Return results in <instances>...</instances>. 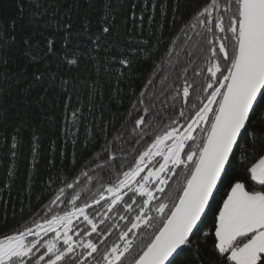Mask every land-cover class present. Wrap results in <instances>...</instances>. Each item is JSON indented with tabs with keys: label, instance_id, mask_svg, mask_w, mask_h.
Returning <instances> with one entry per match:
<instances>
[{
	"label": "snow or ice",
	"instance_id": "snow-or-ice-1",
	"mask_svg": "<svg viewBox=\"0 0 264 264\" xmlns=\"http://www.w3.org/2000/svg\"><path fill=\"white\" fill-rule=\"evenodd\" d=\"M26 5L38 28L0 20V136L15 161L29 131V191L42 138L10 108L63 101L74 150L0 227V264H264V0H17L21 20ZM57 139L50 168L69 159ZM18 178L13 162L0 193Z\"/></svg>",
	"mask_w": 264,
	"mask_h": 264
},
{
	"label": "trees",
	"instance_id": "trees-1",
	"mask_svg": "<svg viewBox=\"0 0 264 264\" xmlns=\"http://www.w3.org/2000/svg\"><path fill=\"white\" fill-rule=\"evenodd\" d=\"M17 0H0V20L5 22L16 19V32L17 36L24 35L28 32L39 27L36 23H29V15L28 12L30 9L27 8L25 10L24 19H19L15 5ZM185 14H187L185 12ZM98 19V14L97 17ZM161 51L163 49L161 48ZM142 87V78L133 77L131 84L124 85V92L121 93L123 96V102L118 103L114 102L111 98H106L103 100V105L105 106L104 110V122H113L118 124L119 117H122L124 114V110L128 107L129 97L127 93L132 90H138ZM115 95V94H113ZM75 103V102H73ZM87 102L85 101V104ZM101 102L98 100L96 102V108L94 109L95 113H99ZM62 108L63 101L57 100L55 105L49 107L47 103L43 105V110L40 107H36L35 105L24 109H20V115H16V109H9V117H8V125L13 126L16 123L21 121V118L27 119L32 127L38 130L41 138H42V148L41 154L38 157V172L33 176V183L31 187V191L26 188V184L28 183V173L31 168V149L29 144V131L25 130L23 133L24 136V144L18 152V155L13 161V158L10 154V142L5 140L3 136H0V187L4 185L5 180L7 179V171L10 167H12L13 162L15 163L19 178L15 180L11 191H5L4 193H0V227H3L4 223L7 221L11 223L13 219H20L22 216H25L29 210L39 203L40 199L44 198L46 195L44 181L47 180L48 176H57L62 169L63 165H69L71 163V155L73 152V144L71 138H67L63 140L57 139L60 136L61 130L64 126L63 116H62ZM86 115H88L86 113ZM93 116H88V119L84 122V125H81L77 135L79 139L77 140V146L75 150L79 152L83 145L82 141L85 139V126L89 129L92 128ZM96 122H99L98 120ZM27 129V126H25ZM72 131H76V129H72ZM98 131V129H97ZM57 139V148H63L65 155L69 158L64 161H60L57 159L56 167L50 168L48 164V160L50 156H54L56 154L50 153L49 145L51 140ZM194 258L195 257V249ZM201 256L207 260L208 254L204 251H201Z\"/></svg>",
	"mask_w": 264,
	"mask_h": 264
}]
</instances>
